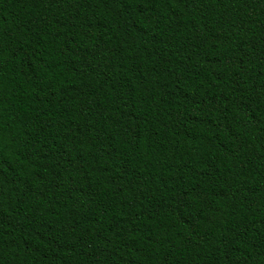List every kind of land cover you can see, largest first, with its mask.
Returning a JSON list of instances; mask_svg holds the SVG:
<instances>
[{
  "label": "trees",
  "instance_id": "1",
  "mask_svg": "<svg viewBox=\"0 0 264 264\" xmlns=\"http://www.w3.org/2000/svg\"><path fill=\"white\" fill-rule=\"evenodd\" d=\"M0 264H264V0H0Z\"/></svg>",
  "mask_w": 264,
  "mask_h": 264
}]
</instances>
